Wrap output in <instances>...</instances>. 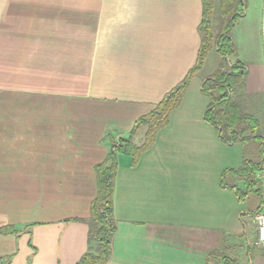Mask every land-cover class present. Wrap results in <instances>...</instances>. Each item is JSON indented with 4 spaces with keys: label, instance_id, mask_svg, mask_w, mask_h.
<instances>
[{
    "label": "crops",
    "instance_id": "obj_1",
    "mask_svg": "<svg viewBox=\"0 0 264 264\" xmlns=\"http://www.w3.org/2000/svg\"><path fill=\"white\" fill-rule=\"evenodd\" d=\"M242 1L232 59L258 137L226 143L205 121L204 62L152 146L117 155L104 264H264V9ZM202 14V0H0V264L79 262L94 167L195 66Z\"/></svg>",
    "mask_w": 264,
    "mask_h": 264
},
{
    "label": "trees",
    "instance_id": "obj_2",
    "mask_svg": "<svg viewBox=\"0 0 264 264\" xmlns=\"http://www.w3.org/2000/svg\"><path fill=\"white\" fill-rule=\"evenodd\" d=\"M215 3V0H202L203 14L198 27L200 46L195 66L153 110L137 121L128 138L112 143L104 160L95 165L97 191L90 205V216L86 220L88 247L77 264H104L108 261L115 233L112 197L117 155L123 153L131 156L134 164L137 158L152 146L158 131L168 124L171 113L180 106L192 78L204 64L209 52L214 50L219 62L217 69L202 85V93L209 101L204 114L205 121L217 129L221 139L226 143H231L238 137L242 141L258 137L255 121H251L244 112V99L243 95H240L244 88L245 69L238 62L230 64L228 60L235 55L231 31L243 12L244 3L242 0L219 2L222 22L218 27V33L213 35L211 23L219 7H215ZM250 121L252 132L247 129ZM139 129L145 131L142 143L137 145L132 141V136ZM6 229L8 228L1 232H7Z\"/></svg>",
    "mask_w": 264,
    "mask_h": 264
},
{
    "label": "rangeland",
    "instance_id": "obj_3",
    "mask_svg": "<svg viewBox=\"0 0 264 264\" xmlns=\"http://www.w3.org/2000/svg\"><path fill=\"white\" fill-rule=\"evenodd\" d=\"M215 7L219 6V2L221 0H215ZM254 3L259 7L261 6L264 9V0H254ZM220 10H221V5L218 7V9H216L215 15L213 17V21L211 23L212 25V29H213V35H215L216 33H218V27L222 22V17L220 15ZM206 61L204 64V67L202 68V71L200 73L201 76H210L214 73V71L217 69L218 67V62H219V57L218 55L215 53V51H211L207 54L206 56ZM230 64H233V59L232 57H230L229 59ZM227 264H231L228 260H227Z\"/></svg>",
    "mask_w": 264,
    "mask_h": 264
},
{
    "label": "built area",
    "instance_id": "obj_4",
    "mask_svg": "<svg viewBox=\"0 0 264 264\" xmlns=\"http://www.w3.org/2000/svg\"><path fill=\"white\" fill-rule=\"evenodd\" d=\"M258 226V243L262 246L264 242V216L259 214L256 216ZM264 251V246H262Z\"/></svg>",
    "mask_w": 264,
    "mask_h": 264
}]
</instances>
